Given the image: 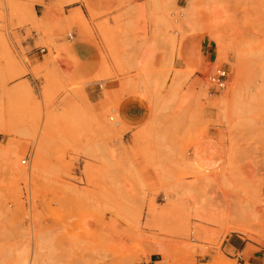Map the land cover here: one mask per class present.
Returning <instances> with one entry per match:
<instances>
[{"label":"rangeland","instance_id":"374dc122","mask_svg":"<svg viewBox=\"0 0 264 264\" xmlns=\"http://www.w3.org/2000/svg\"><path fill=\"white\" fill-rule=\"evenodd\" d=\"M0 264H264V0H0Z\"/></svg>","mask_w":264,"mask_h":264},{"label":"crops","instance_id":"0c3cea01","mask_svg":"<svg viewBox=\"0 0 264 264\" xmlns=\"http://www.w3.org/2000/svg\"><path fill=\"white\" fill-rule=\"evenodd\" d=\"M212 149L208 143H201L194 149L192 158L202 167L213 168L216 163L212 156H214Z\"/></svg>","mask_w":264,"mask_h":264},{"label":"built area","instance_id":"2783aa9c","mask_svg":"<svg viewBox=\"0 0 264 264\" xmlns=\"http://www.w3.org/2000/svg\"><path fill=\"white\" fill-rule=\"evenodd\" d=\"M228 79V73L223 68L216 69L210 76L209 82L215 89L223 90L225 88L226 81Z\"/></svg>","mask_w":264,"mask_h":264},{"label":"bare ground","instance_id":"6f19581e","mask_svg":"<svg viewBox=\"0 0 264 264\" xmlns=\"http://www.w3.org/2000/svg\"><path fill=\"white\" fill-rule=\"evenodd\" d=\"M215 15H216V13H215ZM216 16H217V15H216ZM115 125H119V124L116 123ZM32 250H33V249H32Z\"/></svg>","mask_w":264,"mask_h":264}]
</instances>
